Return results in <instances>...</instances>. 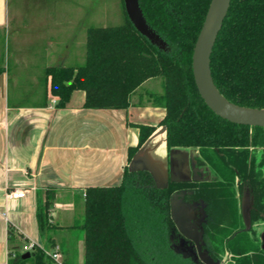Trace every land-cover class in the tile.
I'll return each mask as SVG.
<instances>
[{"label": "trees", "instance_id": "trees-1", "mask_svg": "<svg viewBox=\"0 0 264 264\" xmlns=\"http://www.w3.org/2000/svg\"><path fill=\"white\" fill-rule=\"evenodd\" d=\"M210 3L140 0L148 23L169 45L165 51L135 28L123 0L124 24L87 30L83 65L49 67L46 73L59 106L81 89L86 92L85 106L95 109L128 108L146 80L162 77L163 92L149 96L166 114L158 125H137L139 142L129 149V158L159 126H166L169 151L198 148L199 158L214 175L203 190L197 183H187L196 188L205 205L204 246L220 264H264L257 229L264 224V127L233 123L217 115L202 99L194 79V47ZM211 69L215 84L229 101L264 108V0H231L213 48ZM184 184L170 180L158 187L149 171L125 167L120 184L88 187L82 220L74 226L85 242L84 264H157L158 253L174 251L180 232L172 218L171 201ZM236 185L241 195L248 188L252 196L250 230L244 229L238 212ZM54 199L55 190L48 189L46 201L38 207L39 229L45 237L51 228L49 211ZM62 250L68 252L64 246ZM33 254L34 264L51 259L38 247L27 259L16 253L8 264H23ZM186 260L193 264L190 257Z\"/></svg>", "mask_w": 264, "mask_h": 264}, {"label": "crops", "instance_id": "crops-1", "mask_svg": "<svg viewBox=\"0 0 264 264\" xmlns=\"http://www.w3.org/2000/svg\"><path fill=\"white\" fill-rule=\"evenodd\" d=\"M96 8L93 14L90 0H0V264L28 242L49 250L64 246L66 264H84L85 242L74 226L82 220L87 188L120 184L125 167L146 168L165 185L188 159L184 148L169 151L163 126L129 158L139 142L137 125H158L166 114L139 91L158 77L134 92L128 108L86 107L81 89L58 105L46 70L85 63L94 20L99 26L127 21L123 0H102ZM158 86L160 94L163 78ZM12 189L27 194L7 199ZM48 189L55 199L45 237L37 214Z\"/></svg>", "mask_w": 264, "mask_h": 264}, {"label": "water", "instance_id": "water-1", "mask_svg": "<svg viewBox=\"0 0 264 264\" xmlns=\"http://www.w3.org/2000/svg\"><path fill=\"white\" fill-rule=\"evenodd\" d=\"M124 3L128 18L135 28L159 49L169 50L168 43L148 23L140 0H124ZM230 3L231 0H211L193 52L192 68L195 83L202 99L217 115L233 123L264 127V108L244 107L229 101L218 89L212 75L211 55L227 16ZM163 129L166 130V126H163ZM129 170H147L151 173L146 168H132ZM155 183L158 187H165L168 184L160 185L157 182ZM251 208V198L246 194L243 198L242 213L247 228L251 226ZM171 214L179 232L194 242L201 260L205 264H219L214 261L206 250H203V234L199 231V227L193 224V221L198 222L192 206L183 204L181 199L175 196L171 201ZM30 256L31 253L27 252L22 255V258L27 259Z\"/></svg>", "mask_w": 264, "mask_h": 264}, {"label": "flooded vegetation", "instance_id": "flooded-vegetation-1", "mask_svg": "<svg viewBox=\"0 0 264 264\" xmlns=\"http://www.w3.org/2000/svg\"><path fill=\"white\" fill-rule=\"evenodd\" d=\"M195 148V147H193ZM184 150L187 152V161L183 164L182 162V171L180 170V174L176 177H172L169 179V181H176V182H183L185 183L182 188L178 189L176 192H175V196H178L179 199H181L182 203L185 204V205H191L192 208H195V206L199 208V216L196 217V220L198 223H196V221L194 222L193 221V224L198 226L199 227V231L202 232L203 236H202V240H203V250H206L208 253V249H206V247L204 246L205 245V239H204V228H203V222L205 220V214H204V211H205V205H204V202H203V199L199 196V198L197 197V190L196 188H191L187 185V183H197L199 184L197 187H199V190H203V186H205L206 184L212 182L214 180V175L210 169V167L207 165V164H204L201 159L199 158L200 157V153L198 154H194L192 152V148H184ZM199 151V149H198ZM181 166V165H180ZM175 168H181V167H175ZM174 178V179H172ZM168 181V182H169ZM235 197L238 201V212L241 213L242 215V219H243V222H244V229L246 230H250L253 226V223H252V219H251V226L250 228H247V225L245 224V221H244V218H243V213H242V203H243V198L246 194H248L251 198V201H252V196H251V193H250V190L248 188H245L243 190V193L241 195L240 193V189H239V186L236 185L235 186ZM174 196V197H175ZM259 225H262V229L259 230L260 231V238L262 240V246L264 245V240H263V237H264V224H259ZM258 226V225H257ZM182 239H185L187 241L188 244L192 245L194 250H195V256H191L190 257V261H194V262H200L201 264H205L200 256L198 255V252L196 250V246L194 244L193 241L187 239L185 236H183V234L180 233V237L178 239V244H180L181 240ZM177 244V245H178ZM264 248V247H263ZM209 255L211 256V254L209 253ZM212 257V256H211ZM227 257V255L224 256V260L223 262L225 261V258ZM213 258V257H212ZM194 259V260H193ZM214 259V258H213ZM215 262H218L220 264L219 261H216L214 259Z\"/></svg>", "mask_w": 264, "mask_h": 264}, {"label": "rangeland", "instance_id": "rangeland-1", "mask_svg": "<svg viewBox=\"0 0 264 264\" xmlns=\"http://www.w3.org/2000/svg\"><path fill=\"white\" fill-rule=\"evenodd\" d=\"M92 1V12L95 14L96 12L98 13L97 4H99L102 0H90ZM93 26H99L96 21H93ZM162 80V77H158L155 79L153 82H148L144 86L139 88V91L143 93L144 98H148L153 104L152 98H150L149 94L150 93H156L158 92V82ZM152 87V88H151ZM154 91V92H153ZM158 94V93H156ZM137 99V97H135ZM187 154V153H186ZM194 215L199 216V208L198 206L193 208ZM198 218V217H197ZM257 229L261 230L262 225L257 226ZM175 249L174 251H166L165 253H158L156 256L157 258H154V261L157 262V264H189V262L186 260V256L191 257L195 256V250L192 245L188 244L185 239H182L180 244H175L173 247ZM183 253L181 256L179 253ZM24 252L19 251L17 254L23 255ZM13 258V257H12ZM194 260V259H193ZM32 264L35 262V254L32 255V257L28 260ZM26 262V261H25ZM51 262V259L48 261ZM24 263V262H23ZM195 264V262H191Z\"/></svg>", "mask_w": 264, "mask_h": 264}, {"label": "built area", "instance_id": "built-area-1", "mask_svg": "<svg viewBox=\"0 0 264 264\" xmlns=\"http://www.w3.org/2000/svg\"><path fill=\"white\" fill-rule=\"evenodd\" d=\"M27 194V191L25 189H12L8 190L6 193V198L7 199H18V198H23ZM39 246L35 242H28L25 243L22 247V252L24 253H31L35 252ZM44 250V252L51 257L52 260H54L57 264H66L65 263V257L64 254L60 248V246H55L54 249H45L43 247H40Z\"/></svg>", "mask_w": 264, "mask_h": 264}]
</instances>
